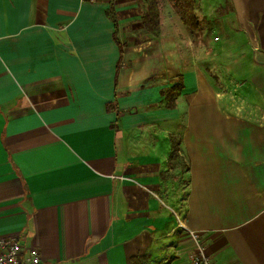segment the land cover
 <instances>
[{
    "label": "crops",
    "instance_id": "obj_1",
    "mask_svg": "<svg viewBox=\"0 0 264 264\" xmlns=\"http://www.w3.org/2000/svg\"><path fill=\"white\" fill-rule=\"evenodd\" d=\"M229 4L235 101L167 0L156 36L145 0H0V237L39 264H189L190 229L211 264H264V0Z\"/></svg>",
    "mask_w": 264,
    "mask_h": 264
},
{
    "label": "rangeland",
    "instance_id": "obj_2",
    "mask_svg": "<svg viewBox=\"0 0 264 264\" xmlns=\"http://www.w3.org/2000/svg\"><path fill=\"white\" fill-rule=\"evenodd\" d=\"M201 4L197 5V16L202 23L203 36L202 39L197 38L193 43V58H198L201 67L208 74L214 88L222 91V85H226V92L234 95L231 100H237L238 95V74H237V59L240 52L245 50L238 48L243 44L240 40L235 28L229 26L223 32L221 30L223 20L230 23L231 19L223 14L229 15V1L231 0H197ZM228 7V8H227ZM176 16V14L174 13ZM177 17V16H176ZM177 24L183 27L182 22L177 17ZM228 33V34H227ZM228 36L230 39H226ZM215 37V38H214ZM191 39V35H190ZM231 40V41H230ZM233 41V43H232ZM172 164L182 172L186 169L185 158L182 153H176L172 156Z\"/></svg>",
    "mask_w": 264,
    "mask_h": 264
},
{
    "label": "trees",
    "instance_id": "obj_3",
    "mask_svg": "<svg viewBox=\"0 0 264 264\" xmlns=\"http://www.w3.org/2000/svg\"><path fill=\"white\" fill-rule=\"evenodd\" d=\"M167 2L170 4L174 13L178 16L188 33L191 35V40L195 43L199 40L197 38L201 37L202 39V23L196 14L195 0H167ZM141 21L144 28L152 35L156 36L159 34L158 0H145V12L141 16ZM181 79L182 77L179 76L176 83L162 91V103L164 106L173 105V95L178 93L181 87ZM177 150V143L173 142L170 156L176 154Z\"/></svg>",
    "mask_w": 264,
    "mask_h": 264
},
{
    "label": "built area",
    "instance_id": "obj_4",
    "mask_svg": "<svg viewBox=\"0 0 264 264\" xmlns=\"http://www.w3.org/2000/svg\"><path fill=\"white\" fill-rule=\"evenodd\" d=\"M215 38V37H214ZM190 237L187 253L189 264H211L196 231L186 229ZM40 255L35 248L23 249L16 237H0V264H39Z\"/></svg>",
    "mask_w": 264,
    "mask_h": 264
}]
</instances>
